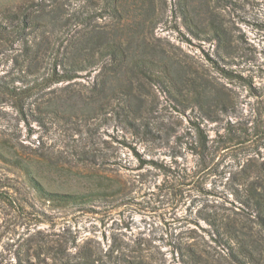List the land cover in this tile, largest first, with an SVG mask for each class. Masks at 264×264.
Masks as SVG:
<instances>
[{
    "label": "rangeland",
    "instance_id": "1",
    "mask_svg": "<svg viewBox=\"0 0 264 264\" xmlns=\"http://www.w3.org/2000/svg\"><path fill=\"white\" fill-rule=\"evenodd\" d=\"M57 1L61 13L90 10L82 0ZM41 2L47 10L56 5L0 0V20ZM175 2L168 0L153 38L179 62L183 82L200 85L174 97L138 80L143 104L132 125L116 101L72 114L73 104L79 110L100 95L99 86L93 91L98 68L32 88L22 99L33 114L28 122L14 97L0 93V179L10 180L24 208L0 200V264H59L61 243L71 255L94 252V264H238L223 241L226 224L263 246L251 193L264 198V0H202V18L219 25L202 26V40L188 33ZM92 23L108 29L110 21ZM67 36L50 38L59 47ZM48 55L26 60L22 40H1L0 82H41L57 60ZM51 104L57 111H47ZM33 180L47 194L79 199L50 200Z\"/></svg>",
    "mask_w": 264,
    "mask_h": 264
},
{
    "label": "trees",
    "instance_id": "2",
    "mask_svg": "<svg viewBox=\"0 0 264 264\" xmlns=\"http://www.w3.org/2000/svg\"><path fill=\"white\" fill-rule=\"evenodd\" d=\"M82 1L85 4L80 7L88 6L89 11L74 10L61 13L58 1L54 0L56 7L53 6L50 10H47L43 2L26 3L6 12L5 17L0 20V41L22 40L26 60L41 58L44 62L48 53L49 57L56 56L57 59L49 75L29 87L0 82V93L7 95L6 97H14V106L22 121L28 122L33 116L32 111L22 103L23 97H29L32 88L42 84L46 86L48 82L73 81L82 78L81 73H92L97 68L100 70L98 76L101 80L94 85L93 91L96 92L99 86L100 95L89 102H82V106L78 105L79 110H76L77 106L73 104L72 114L92 113L102 102L112 105L116 101L122 109V121L132 125L139 104H143L142 94L139 91L134 92L138 80H151L156 85L163 86L172 95L181 92L183 86L196 90L200 85L194 79L186 78L183 82L185 74L181 73L182 67L178 68L179 62H176L173 54L160 46L161 44L155 43L153 38L156 27L170 9L168 0ZM210 2L211 0H206L208 5ZM175 5L174 13L184 19L188 33L196 39L202 40V26H219L213 17L202 18V0H176ZM99 19L110 21L108 29L92 26V22ZM39 29L41 33L36 34ZM61 33H66L68 38L62 39V44L58 47L56 41L50 37L60 39ZM221 34L224 35V31ZM218 35L216 34V39L222 40ZM210 60L224 77H231L232 72L219 67L215 60ZM57 108L58 104H51L47 111L55 112ZM17 159L19 167L26 168L23 159ZM142 163H145V160H142ZM33 181L37 191L48 195L50 200L68 202L70 199H79L71 195L47 194L38 181ZM13 188L8 178L0 179V200L21 207L20 211H23V206L18 204L17 198L11 193ZM251 194L260 215L258 224L264 227V198ZM222 227L226 230L223 241L232 260L238 264H264V244L262 246L259 241L247 238L244 233L241 236L231 225ZM59 246L62 251L59 257L61 264H94V252L79 250L76 255H71L64 244ZM73 259L77 261L72 262Z\"/></svg>",
    "mask_w": 264,
    "mask_h": 264
}]
</instances>
